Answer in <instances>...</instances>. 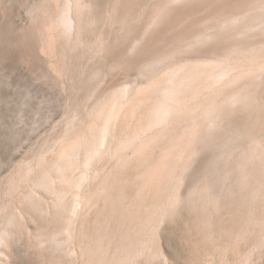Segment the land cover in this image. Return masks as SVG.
<instances>
[{
	"label": "rangeland",
	"instance_id": "rangeland-1",
	"mask_svg": "<svg viewBox=\"0 0 264 264\" xmlns=\"http://www.w3.org/2000/svg\"><path fill=\"white\" fill-rule=\"evenodd\" d=\"M248 2L0 0V264H264Z\"/></svg>",
	"mask_w": 264,
	"mask_h": 264
},
{
	"label": "bare ground",
	"instance_id": "bare-ground-1",
	"mask_svg": "<svg viewBox=\"0 0 264 264\" xmlns=\"http://www.w3.org/2000/svg\"><path fill=\"white\" fill-rule=\"evenodd\" d=\"M244 1H245V0H244ZM246 2H247V1H246ZM67 3H68V2H67ZM69 3H72V2L70 1ZM69 3H68V4H69ZM242 3H243V2H242ZM245 4H246V3H245ZM245 4H244V5H245ZM249 4H250V2L247 3V5H249ZM70 5H72V4H70ZM68 6H69V5H66L67 8H68ZM162 6H163V5H162ZM245 6H246V5H245ZM249 6H250V5H249ZM66 7H65V8H66ZM247 7H248V6H247ZM239 8H241V6H240ZM68 9H71V7L69 6ZM256 9H258V11H259L260 9H261V10H264V0H252V3H251L250 8H249L246 12H240V11H239V12H240L239 14H237L236 16H235V14H233V16H234V17H238V16H240V15H242V14H244V13H250V12H252V11H255ZM62 10H63V9H62ZM261 10H260V11H261ZM65 11H68V10L65 9L64 12H65ZM71 11H72V10H70V11H69L70 13L68 12L67 14H66V12H65V13H64L65 16H63L64 18L62 17V20L60 19V21H63V22H64V25L66 26V27L63 26V27H65L64 29H66V28L68 27L70 30H73V27H74V25H75V24H74V20H75V19H73L74 17L71 16V15H72ZM260 11H259V12H260ZM262 12L264 13V11H262ZM62 13H63V12H62ZM224 13H225V12H224ZM253 13H254V12H253ZM256 13H257V12H256ZM62 15H63V14H62ZM62 15H61V16H62ZM220 15H221V14H220ZM223 15H224V14H223ZM245 15H246V14H245ZM249 15H250V14H249ZM251 15H253V14H251ZM251 15H250V16H251ZM255 15H256V14H255ZM57 17H58V16H57ZM72 17H73V18H72ZM223 17H224V16H223ZM234 17H233V18H234ZM58 18H60V17H58ZM251 19H252V18H251ZM257 19H258V18H257ZM257 19H256V21H257ZM57 20H58V19H57ZM249 20H250V19H249ZM260 20L262 21V19H260ZM260 20H258V21H260ZM51 21H52V20H51ZM58 21H59V20H58ZM56 22H57V21H56ZM156 22H157V21H156ZM263 22H264V21H262V23H263ZM153 23H154V22H153ZM254 23H255V22H254ZM254 23H253V24H254ZM257 23H258V22H257ZM259 23H260V22H259ZM54 24H55V23H54ZM62 24H63V23H62ZM250 24H251V23H250ZM259 25H261V24H259ZM254 26H257L256 23H255ZM51 27H52V26H51ZM58 27H59V26H58ZM59 28H60V27H59ZM68 28H67L66 30H64V31H67ZM70 30H68V31H70ZM166 48H167V47H166ZM168 54H169V53H168ZM166 56H167V55H166ZM166 56H165V57H166ZM219 61H221V60H219ZM155 62H156V60H155ZM207 62H208V61H207ZM213 62H214V61H213ZM158 63H159V62H158ZM220 63H221V62H220ZM147 64H148V63H147ZM215 64H216V63H215ZM215 64H214V65H215ZM206 65H207V64H206ZM218 65H219V64H218ZM224 65H225V64H224ZM196 67H197V66H196ZM180 68H181V66H180ZM215 68H216V66H215ZM207 69H208V68H207ZM211 69H213V68L211 67L210 70H211ZM178 70H182V69H178ZM198 70H199V67H198ZM213 70H214V69H213ZM223 70H224V69H223ZM223 70H222V71H223ZM176 71H177V70H176ZM182 71H183V70H182ZM201 71H202V70H201ZM207 71H208V70H207ZM207 71H206V72H207ZM214 71H215V70H214ZM218 71H219V70H218ZM226 71H227V70H226ZM189 72H190V71H189ZM203 72H205V71H203ZM203 72H202V73H203ZM179 73H180V72H179ZM186 73H188V72H186ZM194 73H195V72H194ZM209 73H210V72H209ZM223 73H224V72H223ZM227 73H228V72H227ZM174 74H175V73H174ZM174 74H173V75H174ZM192 74H193V73H192ZM177 75H178V73H177ZM188 75H189V73H188ZM193 75H194V74H193ZM195 75H196V73H195ZM182 76H183V75H182ZM185 76H186V75H185ZM201 76H202V75H201ZM209 76H210V75H209ZM258 76H260V75H258ZM169 77H170V76H169ZM174 77H175V75H174ZM190 77H191V76H190ZM207 77H208V76H207ZM210 77H212V76H210ZM210 77H208V78H210ZM213 77H214V76H213ZM219 77H220V76H219ZM219 77H218V78H219ZM224 77H225V76H224ZM260 77H261V76H260ZM260 77H259L258 79H260ZM181 78H183V77H181ZM188 78H189V77H188ZM208 78H206L207 82H208ZM214 78H215V77H214ZM168 79H169V78H168ZM193 79H194V78H193ZM176 80H177V79H176ZM186 80H187V78H186ZM186 80H185V81H186ZM171 81H172V80H171ZM261 81H262V80H261ZM172 82H173V81H172ZM178 82H180V81L178 80ZM178 82H177V83H178ZM203 82H204V81H203ZM211 82H213V81H211ZM262 82H263V81H262ZM169 83H170V81H169ZM169 83H168V84H169ZM181 83H182V81L180 82V84H181ZM209 83H210V82H209ZM209 83H207V84H209ZM173 84H174V86H175L176 83H173ZM251 84H252V83H251ZM262 84H263V83H262ZM168 86H169V85H168ZM207 86L209 87V85H207ZM171 87H173V86H171ZM175 87H176V86H175ZM213 87H214V84H213ZM178 88H179V86H178ZM247 88H248V87H247ZM166 90H168V89H166ZM166 92H167V91H166ZM255 92H256V91H255ZM172 93H173V92H172ZM257 93H259V92H257ZM174 94H175V92H174ZM252 94H253V93H252ZM252 94H251V97H252ZM170 95H171V94H170ZM173 96H174V95H173ZM235 96H236V95H235ZM253 97H255V96H253ZM170 98H171V97H170ZM170 98H169V99H170ZM255 98H256V97H255ZM255 98H254V99H255ZM171 99H172V98H171ZM171 99H170V100H171ZM243 99L250 100V94H249V93H246V94H243V95L241 94V95H239L238 97H234L232 102H233V103H238V102L240 103ZM162 101H163V100H162ZM167 101H168V100H167ZM242 102H244V101H242ZM256 102H257V101H256ZM167 103H168V102H167ZM222 103H223V102H222ZM224 103H225V101H224ZM253 103H254V101H253ZM260 103H261V102H260ZM164 104H166V103H164ZM229 104H230V103H229ZM166 105H168V104H166ZM232 105H233V104H232ZM234 105H235V104H234ZM160 106H161V105H159V107H160ZM214 107H215V106H214ZM233 107H235V106H233ZM157 108H158V107H157ZM161 108H163V107H160V109H161ZM167 108H168V107H167ZM235 108H236V107H235ZM238 108H239V107H237V109H238ZM207 109H208V107H207ZM212 109H213V108H212ZM215 109H216V108H215ZM228 109H229V108H228ZM262 109H263V107H262ZM165 110H167V109H165ZM168 110H169V109H168ZM209 110H210V109H209ZM216 110H217V109H216ZM233 110H234V108H233ZM156 111L158 112V110H156ZM217 111H218V110H217ZM217 111H216V112H217ZM225 111H226V110H225ZM229 111L231 112L230 109H229ZM162 112H163V111H162ZM154 113H155V112H154ZM211 113H212V115H213V112H210V113H208V114H211ZM226 113H227V112H226ZM155 114H157V113H155ZM160 114H161V113H160ZM162 114H163V113H162ZM219 114H220V113H219ZM228 114H229V112H228ZM157 116H158V115H157ZM231 117H232V116H231ZM159 118H160V117H159ZM226 118H227V117H226ZM235 119H236V118H235ZM242 119H243V118H242ZM225 120H227V119H225ZM233 120H234V119H233ZM238 121H239V120H238ZM242 121H243V120H242ZM247 121H248V120H247ZM247 121H246V122H247ZM250 121H251V120H250ZM261 121H262V120H261ZM231 123H232V122H231ZM234 123H235V122H234ZM238 123H239V122H238ZM262 123H264V122H262ZM244 124H245V123H244ZM217 125H219V123H218ZM246 125H247V124H246ZM231 126H233V125H231ZM236 126H237V125H236ZM244 126H245V125H244ZM251 126H252V125H251ZM251 126H250V127H251ZM229 127H230V126H229ZM231 128H232V127H231ZM224 129H226V128H224ZM237 129H238V128H237ZM239 129H241V128H239ZM235 130H236V129H235ZM218 132H220V131H218ZM238 132H239V131H238ZM245 132H246V131H245ZM234 133H235V132H234ZM211 134H212V133H211ZM220 134H221V133H220ZM244 134H248V133L246 132V133H244ZM213 135H214V134H213ZM215 135H216V134H215ZM218 135H219V134H218ZM225 135H228V134H225ZM229 135H230V134H229ZM231 136H232V135H231ZM241 136H242V135H241ZM238 137H239V135H238ZM212 138H213V136H212ZM223 138H224V137H223ZM213 139H214V138H213ZM214 140H216V138H215ZM206 141H208V140H206ZM228 142H229V141H228ZM236 142H237V141H236ZM221 143H222V142H221ZM225 144H226V143H225ZM235 144H236V143H235ZM221 145H222V144H221ZM233 145H234V144H233ZM207 146H208V145H207ZM213 146H214V145H213ZM213 146H212V147H213ZM212 147H211V148H212ZM223 147H224V146H223ZM225 148H226V147H225ZM201 151H202V150H201ZM217 151H218V150H217ZM206 152H207V151H206ZM221 152H222V151H221ZM221 152H220V153H221ZM197 153H198V152H197ZM200 153H201V152H200ZM222 153H223V152H222ZM202 155H203V154H202ZM207 155H209V154H207ZM218 155H219V154H218ZM204 156H205V154H204ZM223 156H224V155H223ZM205 159H206V158H205ZM207 159L209 160V158H207ZM208 160H207V161H208ZM198 162H199V161H198ZM207 163H208V162H207ZM199 167H200V166H199ZM197 168H198V167H197ZM203 168H204V167H203ZM198 169H199V168H198ZM206 169H207V168H206ZM195 170H197V169H195Z\"/></svg>",
	"mask_w": 264,
	"mask_h": 264
}]
</instances>
